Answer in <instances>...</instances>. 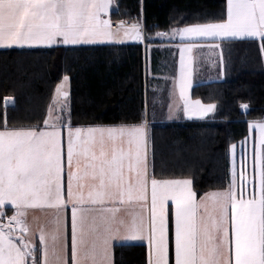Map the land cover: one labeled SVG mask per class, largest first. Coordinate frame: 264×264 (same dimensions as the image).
<instances>
[{
	"label": "snow or ice",
	"instance_id": "snow-or-ice-1",
	"mask_svg": "<svg viewBox=\"0 0 264 264\" xmlns=\"http://www.w3.org/2000/svg\"><path fill=\"white\" fill-rule=\"evenodd\" d=\"M110 3L0 0V48L174 40L178 36V87L188 118H204L216 108L190 101L186 95L191 54L204 46L199 41L259 38L264 53V0H227L226 17L219 22L174 27L156 32L155 37H145L140 22L126 25L120 21L113 31L110 20L102 18ZM68 99V92L58 85L43 128L9 127L6 115L0 124V264H112L111 249L118 237L146 239L147 264H171L169 201L175 224L174 264H264V122L255 123L258 136L251 181L242 170L238 192L233 164L228 188L197 200L192 180L157 179L154 172L149 174L145 123L73 127ZM9 103L5 100L6 108ZM242 108L248 111L247 105ZM249 186L252 192L245 198ZM133 203L140 211L128 213L126 220L120 213L124 205ZM30 211L45 217L42 222L33 215L35 231L27 219Z\"/></svg>",
	"mask_w": 264,
	"mask_h": 264
},
{
	"label": "trees",
	"instance_id": "trees-1",
	"mask_svg": "<svg viewBox=\"0 0 264 264\" xmlns=\"http://www.w3.org/2000/svg\"><path fill=\"white\" fill-rule=\"evenodd\" d=\"M113 1L111 19L140 22L145 37L226 17V0ZM158 43L153 39L143 44L0 50V124L6 115L9 127L42 128L54 90L67 76L73 127L147 123L151 175L190 179L197 198L226 189L230 184V147L247 137L250 123L264 121L262 42H224V79L198 83L191 89L192 98L216 105L212 116L203 121H164L160 113L147 114L150 81L146 79L144 48ZM169 59L171 56L151 49V75L162 76ZM8 99L11 104L6 108ZM242 105L248 106L247 112ZM7 215H12L11 209ZM171 231L169 211L170 261ZM113 261L147 264L146 247L115 245Z\"/></svg>",
	"mask_w": 264,
	"mask_h": 264
},
{
	"label": "crops",
	"instance_id": "crops-1",
	"mask_svg": "<svg viewBox=\"0 0 264 264\" xmlns=\"http://www.w3.org/2000/svg\"><path fill=\"white\" fill-rule=\"evenodd\" d=\"M114 5H115V2L112 0L111 3H110V6H109L108 13L106 15L102 14V18L109 19L111 24H112V22H114V20L111 19V11L113 10ZM116 28L113 29V31H115ZM169 31L170 30H168L166 32H169ZM121 38L123 39V33H121ZM154 40L159 42L158 45H156V46H151V45L145 46L144 52L147 53V55L149 54V56H150L151 49H155V51L157 53H159V54H167V55L171 54V62L169 61L170 66H168V67H170V68L177 67L179 56H180L179 55L180 41H178V40H169V41H167V40H163V39H154ZM227 40H238V39H225L223 41L225 42ZM137 42H139V41H135V40H132V39H123V42H121V43H115L113 41H107L106 40V41L97 42V43H93V44H77V45L58 44V45H53L51 47H55V46H71V47H74V46H96V45H106V44H133V43H137ZM199 42H201L203 45H205V44L210 45V44H213V43H219L220 47L224 45V42L222 43V41L219 42V41H212V40H206V41L202 40V41H199ZM139 43L143 44L144 41L143 42H139ZM172 47H174V48H172ZM220 47L215 48L213 50H209V49L207 50V52H206L207 57L205 59L206 67H205L204 71L201 72V76L203 77V79L205 81H203L201 83L213 82V81L218 82V81H222L224 79V77H225L224 65H223L224 55L221 54ZM37 48H49V47H47V46H37V47H31L30 48V47H26V46L25 47L13 46L11 48H0V50H8V49H27V50H29V49H37ZM222 56H223V60H222ZM144 60H145V63H146V55H145V59ZM147 65L149 66V60L147 61ZM196 84H198V83H190V86L188 87V90H189L190 93H191L192 86H194ZM8 101H11V100L8 99ZM10 104L11 103H9L8 105H10ZM159 107H161L162 110H163V107L160 106V105H158V106L157 105L150 106L149 98H148L147 104H146V111H147L148 115L150 114V112H151V115H152L153 112L158 111ZM170 108H173L175 111H179L180 112V110H182V108H183V102L178 100V102L176 101L172 105L168 104L165 107V109H167V111L168 110L170 111ZM213 113L214 112L209 113L207 116H211ZM160 115H162V116L164 115L165 116L166 114L163 111L162 113H160ZM187 120L188 121H192L190 119H187ZM145 124H146V127H147V133H148V124L147 123H145ZM62 136H63L64 150H65V154H66L65 130L63 131ZM231 149H233V148L230 147V149H229V154H230V183L232 181L231 173H232L233 164L235 165V162L238 160V157L235 158V157L231 156ZM236 152H234V153H236ZM245 159H246V157H245ZM148 160H149V142H148ZM241 161L245 162V160L243 161V158H241ZM246 161H247V159H246ZM149 174H150V160H149ZM240 177H241V173L238 174L236 172V187H237V191L238 192L240 190V185H241ZM251 179H252V175H250L248 173V180L251 181ZM226 189H223V190H226ZM223 190H216V192L217 191H223ZM251 192H252V188H251V186H249L247 188V190H246L245 198H248V194H250ZM199 199H200V197L197 198V200H199ZM168 203H169V211L171 212V201H169ZM148 206H149V209H150V188H149ZM123 208H124V210H122L120 215L123 216L126 220L129 218L128 217V213L133 212V211H136V212L140 211L139 206L134 204V203L133 204L124 205ZM33 215L40 216L42 222L45 220V217L41 216V213H39V212H35V213H33L31 211L29 212V215H28L27 219H28L29 224L33 228V231H35L37 222L33 220ZM47 219H50V217H48ZM66 219H67V227H68V243H69V247H70V240H71V209L70 208L67 210ZM171 220H172V231H171L172 260H171V263L174 264V258H175V224H174V218L172 216V213H171ZM36 242L38 243V237H37V241ZM113 244L114 245L141 244V245H144L146 247L147 255H148V242H147L146 239H143V240H125L122 237H118L115 241H113ZM111 259H112V264H114V261H113V248L111 249Z\"/></svg>",
	"mask_w": 264,
	"mask_h": 264
},
{
	"label": "rangeland",
	"instance_id": "rangeland-1",
	"mask_svg": "<svg viewBox=\"0 0 264 264\" xmlns=\"http://www.w3.org/2000/svg\"><path fill=\"white\" fill-rule=\"evenodd\" d=\"M226 3H227V0L225 2V8H226ZM229 39H233V38H229ZM236 39H249V38H236ZM163 40L169 41L172 39L164 38ZM174 40L180 41V38L177 36L176 39H174ZM256 40H260V39L256 38ZM223 42L224 41H222V43ZM224 47H225L224 45L220 47L221 54H223V55H224ZM172 48H174V47H172ZM208 49L213 50L212 48L208 47L207 44H205L203 47L196 48L193 50V53L191 54V58L193 60V63L191 65L192 71H191L190 83H201V82L205 81L203 79V77L201 76V72H203L205 67H206L205 59L207 57L206 52ZM145 55H146V63L144 65H145V71H146V76H147L146 79L148 80V82L150 81L149 82V87H150L149 88V95H150L149 96V104H150V106L160 105L163 107V110L161 107H159L158 108L159 110L156 112L157 113H162L163 111L165 112L166 115L165 116L163 115V117H162V119H164V121H168V120L169 121H178V120L188 121L187 119H190L193 121H203V120L209 119L212 116V115L206 116L204 118H199V117L193 116L192 118H188L187 116H185L183 108H182V110H180V112L175 111L173 108H170V111L169 110L167 111V109H165L166 105H168V104L172 105L176 101L178 102V100L182 101L180 99V89L178 87V83H179V79H180V56H179L180 50H179V55H178L179 60H178L177 67H172V68L168 67L166 71L164 70V72L162 73V76L161 75H157V76L151 75V73L149 71L150 70L149 66L147 65V61L149 60L150 56H149V54L147 55V53H145ZM185 55H186V59H187L188 54L186 53ZM169 56H171V54H169ZM222 60H223V56H222ZM168 61L171 62V59H169ZM166 66H170L169 62L166 63ZM64 77L58 83V85L62 84L63 89L68 92V94H69L68 105L70 107L69 79L67 81H65ZM57 86H56V88H57ZM56 88H55V90H56ZM192 88H193V86H192ZM55 90H54V95H55ZM54 95H53V97H54ZM186 95L190 101L194 102L197 100V99L192 98L191 93L189 92L188 88L186 89ZM53 97H52L50 105L53 103ZM205 105H207V104H205ZM47 116H48V112H47ZM67 120H68V116H67V113H65V122H67ZM259 122H264V121H259ZM255 123L256 122L252 123L253 127H251V128L249 127L247 137L244 140L240 141L239 143L233 144L231 146V148H233V149H231V156L235 157V158L238 157V160L235 162V170L238 174L241 173L243 170V171H247V173L252 175L254 147H255L256 138L258 136V130L255 127ZM43 126H44V124H43ZM65 140L67 141V129H65ZM234 152H236V153H234ZM229 157H230V154H229ZM245 157H246L247 161H246ZM241 158H243V161L245 160V162H242ZM242 165L245 166L243 169H242ZM210 192H216V191H210ZM210 192H208V193H210Z\"/></svg>",
	"mask_w": 264,
	"mask_h": 264
},
{
	"label": "built area",
	"instance_id": "built-area-1",
	"mask_svg": "<svg viewBox=\"0 0 264 264\" xmlns=\"http://www.w3.org/2000/svg\"><path fill=\"white\" fill-rule=\"evenodd\" d=\"M120 21L125 22L126 25H130L129 22H128L127 20H125V19L118 20V21H115V22H113V23L111 24V28H112V30L115 29V28L117 27V24H118V22H120Z\"/></svg>",
	"mask_w": 264,
	"mask_h": 264
}]
</instances>
